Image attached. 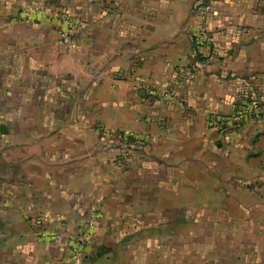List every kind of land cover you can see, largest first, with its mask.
<instances>
[{
    "label": "crops",
    "instance_id": "1",
    "mask_svg": "<svg viewBox=\"0 0 264 264\" xmlns=\"http://www.w3.org/2000/svg\"><path fill=\"white\" fill-rule=\"evenodd\" d=\"M194 1L0 0V264H264V118L212 121L264 106V0H210L201 67Z\"/></svg>",
    "mask_w": 264,
    "mask_h": 264
},
{
    "label": "built area",
    "instance_id": "2",
    "mask_svg": "<svg viewBox=\"0 0 264 264\" xmlns=\"http://www.w3.org/2000/svg\"><path fill=\"white\" fill-rule=\"evenodd\" d=\"M210 0H195L191 7V17L195 23V30L190 34V38L193 45V66L201 67L205 64L208 57L205 53L209 50L214 43V37L209 33L204 25L205 19L209 13ZM30 15V16H29ZM57 17L60 21L58 33L59 39L65 46L72 45V33L75 28V23L72 21L70 15L64 12L54 10L49 6L34 5L30 11V14H26L25 18L33 17ZM146 92L150 96L173 98L174 94L168 90L157 89L149 87ZM264 118V106L263 104L245 103L239 104L235 109L226 115H219L212 121L220 125L222 129H228L235 126L244 119L251 118ZM91 224L87 223L81 227L78 233L68 238L66 241V247L68 254L71 257L81 258L82 250L88 244L91 238ZM41 236L49 237L51 233L46 230L41 231Z\"/></svg>",
    "mask_w": 264,
    "mask_h": 264
},
{
    "label": "trees",
    "instance_id": "3",
    "mask_svg": "<svg viewBox=\"0 0 264 264\" xmlns=\"http://www.w3.org/2000/svg\"><path fill=\"white\" fill-rule=\"evenodd\" d=\"M247 101L252 104H262V101L258 98L251 97L249 94H245ZM115 141L112 144L117 149L115 160L120 163V165L125 166L129 159L130 154L134 150L145 149L147 146V141L143 138H139L135 135L126 134L123 132H116Z\"/></svg>",
    "mask_w": 264,
    "mask_h": 264
},
{
    "label": "water",
    "instance_id": "4",
    "mask_svg": "<svg viewBox=\"0 0 264 264\" xmlns=\"http://www.w3.org/2000/svg\"><path fill=\"white\" fill-rule=\"evenodd\" d=\"M0 130L3 131V127H0Z\"/></svg>",
    "mask_w": 264,
    "mask_h": 264
}]
</instances>
